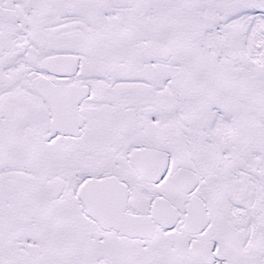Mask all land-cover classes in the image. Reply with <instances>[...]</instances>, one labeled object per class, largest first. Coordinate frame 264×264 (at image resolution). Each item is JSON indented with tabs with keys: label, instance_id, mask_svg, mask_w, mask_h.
Instances as JSON below:
<instances>
[{
	"label": "snow or ice",
	"instance_id": "6c2138e0",
	"mask_svg": "<svg viewBox=\"0 0 264 264\" xmlns=\"http://www.w3.org/2000/svg\"><path fill=\"white\" fill-rule=\"evenodd\" d=\"M0 264H264V0H0Z\"/></svg>",
	"mask_w": 264,
	"mask_h": 264
}]
</instances>
